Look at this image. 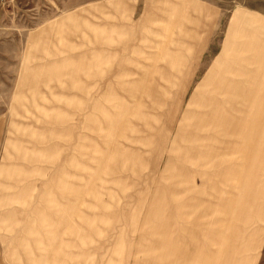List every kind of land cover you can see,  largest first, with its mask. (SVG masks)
Masks as SVG:
<instances>
[{"label": "rangeland", "instance_id": "rangeland-1", "mask_svg": "<svg viewBox=\"0 0 264 264\" xmlns=\"http://www.w3.org/2000/svg\"><path fill=\"white\" fill-rule=\"evenodd\" d=\"M0 264H264V0H0Z\"/></svg>", "mask_w": 264, "mask_h": 264}, {"label": "built area", "instance_id": "built-area-1", "mask_svg": "<svg viewBox=\"0 0 264 264\" xmlns=\"http://www.w3.org/2000/svg\"><path fill=\"white\" fill-rule=\"evenodd\" d=\"M1 1H11V0H1Z\"/></svg>", "mask_w": 264, "mask_h": 264}]
</instances>
